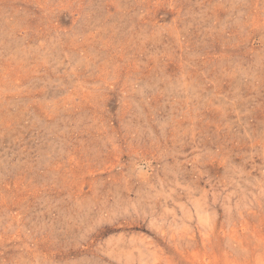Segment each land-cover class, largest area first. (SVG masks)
I'll return each instance as SVG.
<instances>
[{
    "label": "rangeland",
    "instance_id": "rangeland-1",
    "mask_svg": "<svg viewBox=\"0 0 264 264\" xmlns=\"http://www.w3.org/2000/svg\"><path fill=\"white\" fill-rule=\"evenodd\" d=\"M0 264H264V0H0Z\"/></svg>",
    "mask_w": 264,
    "mask_h": 264
}]
</instances>
